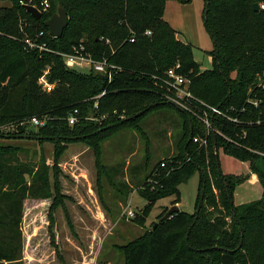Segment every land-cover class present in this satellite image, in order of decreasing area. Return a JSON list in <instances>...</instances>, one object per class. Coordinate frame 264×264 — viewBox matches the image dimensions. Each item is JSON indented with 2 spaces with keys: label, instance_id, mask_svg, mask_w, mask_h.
I'll return each instance as SVG.
<instances>
[{
  "label": "trees",
  "instance_id": "1",
  "mask_svg": "<svg viewBox=\"0 0 264 264\" xmlns=\"http://www.w3.org/2000/svg\"><path fill=\"white\" fill-rule=\"evenodd\" d=\"M10 1V6L0 7V137L52 143L53 164L50 184L47 166L33 170L16 159L18 146L0 145V264H23L20 225L25 198L51 199L50 226L53 213L61 208L73 230L65 206L71 198L61 191L58 166L67 143L89 145L98 164L104 138L126 128L144 135L143 117L165 108L182 116V131L174 151L145 177L140 188L147 203L133 218L144 225L153 203L166 195L175 196L172 205L179 203L178 185L197 172L195 211L179 209L155 227L152 222L145 233L117 244L123 264H264V0H205L204 21L213 43L211 67L205 70L195 60L192 45L178 39L162 18L163 0H47L49 7L38 20L20 0ZM254 2L263 8L255 10ZM58 4L66 10L68 23L61 36L52 37L44 20ZM39 31L43 35L37 39L48 50L24 43ZM79 44L95 60L107 58L121 70L108 81L105 73L66 67L55 51L69 52ZM176 63L195 97L239 120L212 117L213 129L228 139L215 131L206 133L195 117L161 96L157 78ZM45 67L48 81L54 83L48 92L37 83ZM102 92L93 107V96ZM248 98L258 100V106ZM74 108L80 118L70 124L67 117ZM122 111L124 118H119ZM88 114L95 119H86ZM32 116L44 123L31 126L27 119ZM194 136L207 137V143L193 142ZM219 149L247 163L248 175L262 187L261 199L234 203V186L248 175L223 173Z\"/></svg>",
  "mask_w": 264,
  "mask_h": 264
},
{
  "label": "rangeland",
  "instance_id": "2",
  "mask_svg": "<svg viewBox=\"0 0 264 264\" xmlns=\"http://www.w3.org/2000/svg\"><path fill=\"white\" fill-rule=\"evenodd\" d=\"M0 0V7L10 6ZM162 18L176 31V36L192 45L200 69L211 67L209 51L212 39L204 21L205 0H163ZM7 49H14L7 44ZM87 72L85 67H77ZM182 116L174 109L148 112L140 124L144 135L132 128L120 129L104 138L98 149V164L93 149L84 142H70L58 159L61 191L71 200L65 206L73 225L70 230L63 210L54 213L51 227L48 217L51 199L27 198L23 203L21 232L23 264H123L117 244L125 243L149 230L174 195L157 199L145 217L144 225L125 214L126 209L141 213L147 200L141 194L145 177L159 160L174 151V142L182 131ZM0 130H4L0 126ZM0 145L18 146L16 159L33 170L47 166L52 181L53 144L0 137ZM41 147L42 150H41ZM223 173L248 175L247 163L221 149L218 151ZM30 181V177L25 175ZM199 175L194 173L178 185L180 210L193 213L198 195ZM262 198V187L252 175L236 183L233 200L236 205ZM134 219V220H133ZM51 227V228H50ZM54 235L53 241L50 237ZM56 245V247H55ZM7 264L6 261L2 262Z\"/></svg>",
  "mask_w": 264,
  "mask_h": 264
},
{
  "label": "built area",
  "instance_id": "3",
  "mask_svg": "<svg viewBox=\"0 0 264 264\" xmlns=\"http://www.w3.org/2000/svg\"><path fill=\"white\" fill-rule=\"evenodd\" d=\"M28 2H24L23 0H20V3L23 5L30 4L35 6L41 13L47 11L49 7V2L47 0L40 1L38 4H32L30 3V0H27ZM260 8H263V5H259ZM133 32L130 31V41L134 40ZM145 34H150L149 30L145 31ZM43 35V31H39L35 36L36 38L32 39L30 37H26L24 39V43L30 47V48H38L39 50H48L46 48L45 43H40L38 39ZM39 37V38H38ZM38 38V39H37ZM37 39V40H36ZM106 42L108 43L109 40L106 39ZM57 54H59L66 67L68 68H77V67H85L88 70H93L95 72H101L105 73L107 76V80L110 81L113 73L120 71V66H117L115 64H112L108 61V59H102V60H95L92 55L85 50V47L82 44H79L78 46H73L72 50L69 52H60L55 51ZM179 63H176L174 66L169 67L166 69L163 73V75L159 78H157L156 83L159 84L160 88V94L169 103L174 104L176 107L182 109L183 111L189 113L193 117H195L205 128L206 133H209V131H215L221 136L228 139L226 136H224L219 130H214L212 127V117L213 116H221L224 119L233 122L238 123L239 120L235 116L229 115L227 112L221 110L220 108L209 105L205 103L204 101L198 99L195 97L192 92L189 90V81L185 78L184 75H182L179 71ZM49 71L48 67H45L42 70L41 75L38 77L37 83L41 86V88L44 91H51V89L54 86V83H50L47 79V73ZM264 80V73L262 75ZM258 85H262L261 83H258ZM103 94L100 93L98 95L93 96L95 101L93 102V107H97V98ZM247 102L252 103L255 106H258V100L255 98H248ZM116 113V110L113 111ZM108 114H106L107 117ZM102 117H105V115H102ZM119 118H124V111L118 114ZM80 118L79 110L78 108L72 109V111L68 114V122L70 124L75 123ZM86 119H95L93 116L88 114ZM27 123H29L31 126H39L44 123V119L37 118L35 116H32L27 119ZM192 141L195 143H198L199 145H205L207 143V137H198L194 136L192 138ZM160 166H164V163H160ZM125 214L128 217H132L134 215L133 211L130 209H126Z\"/></svg>",
  "mask_w": 264,
  "mask_h": 264
},
{
  "label": "water",
  "instance_id": "4",
  "mask_svg": "<svg viewBox=\"0 0 264 264\" xmlns=\"http://www.w3.org/2000/svg\"><path fill=\"white\" fill-rule=\"evenodd\" d=\"M253 7L255 10H259L260 6L258 2L253 3ZM25 10L36 20H38L41 17V12L33 5L25 4L24 5ZM68 23V15L66 10L61 4H58L56 6V10L51 14L49 18L44 20V25L48 29L49 35L52 37H59L62 35L65 27ZM179 208L176 204L171 205L168 207V209L164 212V214L156 221L153 225V227L156 226L157 222L162 221L163 219L170 216L173 212L178 211Z\"/></svg>",
  "mask_w": 264,
  "mask_h": 264
},
{
  "label": "crops",
  "instance_id": "5",
  "mask_svg": "<svg viewBox=\"0 0 264 264\" xmlns=\"http://www.w3.org/2000/svg\"><path fill=\"white\" fill-rule=\"evenodd\" d=\"M25 199H27V198H25ZM25 199H24V200H25ZM24 200H23V201H24ZM22 209H23V203H22Z\"/></svg>",
  "mask_w": 264,
  "mask_h": 264
}]
</instances>
